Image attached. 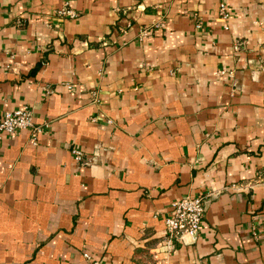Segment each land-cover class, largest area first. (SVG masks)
<instances>
[{"label":"crops","instance_id":"1","mask_svg":"<svg viewBox=\"0 0 264 264\" xmlns=\"http://www.w3.org/2000/svg\"><path fill=\"white\" fill-rule=\"evenodd\" d=\"M24 106L0 264H264V0H0V120ZM200 194L197 238L168 243Z\"/></svg>","mask_w":264,"mask_h":264},{"label":"built area","instance_id":"2","mask_svg":"<svg viewBox=\"0 0 264 264\" xmlns=\"http://www.w3.org/2000/svg\"><path fill=\"white\" fill-rule=\"evenodd\" d=\"M58 15L64 17H75L76 13L69 7H62L57 11ZM219 14L224 21L228 17L226 5L222 2L219 5ZM163 26L162 22H155L148 27H144L139 39L145 38L155 28ZM202 21H197L196 27H201ZM20 129H32L39 132L41 128L35 126L33 122L32 110L28 106L19 109L5 111L0 120V138L3 133H14ZM76 161L83 160V153L79 149L72 150ZM206 195L185 196L172 201L164 217L167 242L171 244L172 240L184 241V238L195 240L201 229V222L206 208ZM89 264H103L97 259H93L87 253L84 254Z\"/></svg>","mask_w":264,"mask_h":264}]
</instances>
